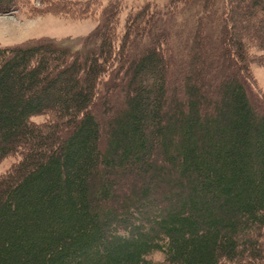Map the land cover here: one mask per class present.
<instances>
[{
  "label": "trees",
  "instance_id": "obj_1",
  "mask_svg": "<svg viewBox=\"0 0 264 264\" xmlns=\"http://www.w3.org/2000/svg\"><path fill=\"white\" fill-rule=\"evenodd\" d=\"M200 1L215 37L200 18L173 42L154 5L122 23L116 3L84 54L0 47V264H264V0Z\"/></svg>",
  "mask_w": 264,
  "mask_h": 264
},
{
  "label": "rangeland",
  "instance_id": "obj_2",
  "mask_svg": "<svg viewBox=\"0 0 264 264\" xmlns=\"http://www.w3.org/2000/svg\"><path fill=\"white\" fill-rule=\"evenodd\" d=\"M45 0H20L14 6L0 1V47L29 46L39 42L50 41L57 45L72 50L75 54H84L94 49L99 44L97 33L104 22L106 15L112 10V6L119 3L122 8L120 14L122 23L130 12L137 13L147 4H152L160 14L158 27L171 35L176 40L193 30L201 18L206 31L211 37H215L216 27L211 19L202 14L203 2L194 1L189 6L181 7L178 12L170 14L168 6L170 0H101V8L94 18L76 20L69 17L56 16L43 12ZM216 25V24H215ZM242 39L248 43L254 41V32L247 28ZM264 44V32L258 34ZM253 49L256 58L264 60V49ZM254 82L249 85V93L252 101L258 97V92L264 96V67L258 61L251 63ZM38 122L45 120L41 117ZM13 162L6 160L0 165V174ZM157 260H162L160 255Z\"/></svg>",
  "mask_w": 264,
  "mask_h": 264
}]
</instances>
